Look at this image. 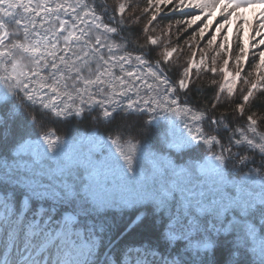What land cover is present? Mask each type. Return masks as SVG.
Masks as SVG:
<instances>
[{"label":"snow or ice","instance_id":"snow-or-ice-1","mask_svg":"<svg viewBox=\"0 0 264 264\" xmlns=\"http://www.w3.org/2000/svg\"><path fill=\"white\" fill-rule=\"evenodd\" d=\"M162 5L171 6V12L199 10V14L189 13V18L176 21L187 27L206 17L202 26L188 38L195 41L198 37L204 38L218 5L223 6L224 19L215 33L230 25L232 18L241 19L243 25L248 26L249 21L237 10L254 5L264 7V0H147L141 15H135L132 8L128 17H125L128 4L121 0H117L115 9H110L103 0L99 5L97 0H0V84L5 86L0 88V108L11 105L9 113L13 118L27 110L25 118L41 128L47 125L49 114L57 118L81 116L85 110L97 108L109 122L117 111L131 115L146 113L149 109L153 113L157 109L173 114L183 112L200 121L203 114L194 113L190 107H177L181 102L176 95L179 91L187 94L191 90L194 70L215 74L219 58L223 81L218 84L211 108L215 110L223 103L231 109L233 119L229 127L223 129L226 136L213 135L211 125L222 126L228 118L208 116L207 135L198 127L197 135L170 141L169 147L178 151L199 141L212 155L205 157L208 163L204 168L199 165L173 168L172 174L177 179L169 181L167 186L151 189L156 206L163 212H169L173 202L184 209L186 215L193 209L197 213L206 212L211 217L208 225H197L202 227L205 243L203 247L189 244L184 254L165 259L164 264H212L209 256L215 247L213 238L233 233V251L225 264H245V256H255V264H264V234L254 222L258 217L264 227V132L259 131L260 124L264 123V103L257 105L252 100L257 92H264V50L254 53L258 58L251 62L252 71L242 75L248 51L241 38L234 56V70L229 72L232 55L228 35L225 34L223 42L214 48L217 39L214 33L207 40V50L199 48V60H196L197 52L192 51L186 66L178 68L177 80L171 81L164 76V71L172 70V58L178 49L164 46L161 50L162 38L150 34V30H157L154 22ZM143 14H147L146 22L133 34L131 26L139 24ZM257 19L259 24L254 35L259 39L252 47L261 49L264 11ZM241 31L238 26V37ZM129 45L139 50L148 48V52L134 54ZM152 52L158 57L155 63L148 59ZM179 59L177 56V62ZM211 83L217 84V81L213 79ZM223 93L226 96L222 98ZM120 127L117 125V131ZM31 135L21 137L15 149L10 150L11 162L9 157L0 156V264H10V260L11 264H96V227L83 219L90 215V207L102 202L94 189L111 179L125 183L138 181L147 190L149 185L155 184L161 169L154 168L150 175H139L137 167L147 154L131 140L121 143L120 137L106 140L94 133L89 140L93 147L87 156L74 157L67 141L54 131L43 132L36 140ZM109 144L115 148V153L108 148ZM217 146L219 153L214 151ZM240 149H244L243 154ZM248 152L259 153L261 163L247 169L241 181L233 186L237 195L228 197L220 187L224 173L230 163L234 168L254 164ZM93 153L100 158L95 159ZM23 157H30L31 161ZM44 160L62 163L45 171ZM73 165L83 167L87 174L79 192L76 183L79 177L72 171ZM193 167L199 169L201 176L213 178L214 183L207 187L194 183ZM53 175L72 176L73 180L64 179L62 191L55 190L51 183L45 182H51ZM255 185L260 188L258 196L250 194L247 199L240 198L241 193ZM45 202H50L51 207H45ZM60 206L71 211L56 219ZM228 211L238 212L244 219L238 221L233 217L225 222L223 215ZM142 219L138 217L136 222ZM169 221V240L185 238V229L179 221L172 215ZM238 224L242 226L236 227ZM148 255L156 256L158 250L128 246L119 264H125V258L127 264H148Z\"/></svg>","mask_w":264,"mask_h":264},{"label":"trees","instance_id":"trees-1","mask_svg":"<svg viewBox=\"0 0 264 264\" xmlns=\"http://www.w3.org/2000/svg\"><path fill=\"white\" fill-rule=\"evenodd\" d=\"M130 1L135 5V7H133L135 8V15H141L142 9L147 7V0ZM103 2L107 4L110 9H115L114 5L117 4V0H103ZM99 3L100 0H97L98 5ZM151 11L152 10L150 9V12ZM189 13H193V11H184L182 13L177 12L175 14V20L172 17H164L163 19H161V17L158 18L155 22L157 25L156 31L161 34H164L165 31L168 32L169 22L172 20L177 21L187 19L189 18ZM128 16L129 14L127 17ZM146 18L147 14H143L140 23L131 26V32L133 34L143 27ZM12 26L15 27V25ZM183 27L179 28V30ZM156 31L151 32L150 30V34L155 36ZM232 33L233 34L230 35L231 41H229L231 43L228 45L230 47L228 49L232 55V59L229 60V66H231L232 61L234 60V56L238 51L240 39L242 38L246 45V50L248 51V57L245 61V68L242 75H247L248 72L252 71L251 62L258 58L254 56V53L258 50L252 48L250 41H245L242 33H240V36L238 37L237 29ZM125 35H128V33H125ZM171 35L173 34L168 33L166 36L167 38H171ZM184 38L185 36L180 39L181 43ZM117 40H119V37H117ZM140 42L143 43V40L141 39ZM186 44L188 46L189 43ZM185 46L186 45L184 44L182 47L184 52L183 54L180 53L182 55L179 57L182 59L183 63L179 65V67H174L173 64L172 70L164 71V76L171 81L177 80L178 68L186 66L187 60L191 57V52L186 48L187 46ZM129 50H132L134 54L140 51L148 52V48L143 50L133 49L131 45H129ZM157 58L155 52L150 53L148 57L151 63H155ZM217 60H219V58ZM208 64H210V61ZM216 73L212 74L210 72H205L203 69H201L199 73L194 72L189 85L191 90L188 91L187 94H185L184 91H179L176 98L181 102L180 104L194 108L196 111L198 110L197 112L205 115L202 124H204L206 130L209 129L208 116H211L213 119H223L226 116L228 119L225 120V123L222 126L211 125L212 134L217 135L218 133V138H224L226 133L223 129L229 127V121L232 120L233 117L231 115V109L225 107L223 103H221V105L215 110L211 108V104L215 102L214 97L218 91V84L222 82V74H220V72ZM213 79L217 81V84L211 83ZM252 100L253 103L257 105L264 103V92H257ZM10 107L11 105H5L0 108V156L9 157L10 162V150H14L17 141H19L21 137H26L29 133L32 134V139L38 138L43 132L54 131L61 139H73L79 136L95 133L104 138L111 139L120 137L121 141L131 140L135 143H149L154 149H158L163 144L161 141L165 132V126L160 123L157 125L146 123V121L149 120L146 113H133L128 115L126 112L117 111L114 118H111V122L103 118L102 112L98 108L94 111L85 110L81 116L70 115L63 118H57L54 115L49 114L47 117V125L44 128H41L39 124L33 126L31 122L25 118L27 110L15 115L14 118L11 117L9 113ZM117 125H121L118 131ZM259 131L264 132V123L260 124ZM227 135H230V133H227ZM206 150L207 149L203 144H196L178 154H174L171 150L169 151L178 158V160H176L177 162L187 163L190 160L198 159L205 155ZM235 151L236 150L234 149V152ZM240 151L242 154L244 153V149H240ZM247 154L250 156V159H254L255 163H249L247 168H240L239 166L234 168L230 163L225 171L230 178H239L247 172V169L258 167L260 165L261 156L258 153L248 152ZM45 182L49 183L47 180ZM45 207H51V203L45 202ZM63 211L69 212L71 210L60 206L58 212ZM139 214H142L141 217H143V219L139 222H135L138 217H140ZM188 215L196 221L194 227L196 228L195 233L199 234V238L204 237L202 227L208 225L211 217L209 215L200 216L194 212H191ZM83 219L87 223L93 224L96 227V248L98 250L96 263L100 261L101 264H119L121 256L128 246L134 248L142 246L145 249H157L164 258H172L177 254H184L185 247H183L184 244L180 241L176 242L175 247H170L172 243H170L165 236L169 224V217L162 211L155 209V206L152 203H145L129 209H109L97 216H88ZM185 219L188 220V218ZM224 220L227 222L228 220H231V217H225ZM236 220L240 221L239 219ZM254 222L261 226L259 221ZM197 225L202 227L198 228ZM241 226L242 225L240 224L236 225L238 228ZM233 236L234 233L232 235H220L219 237L213 238L215 247L214 251L209 256L212 264H225V262L228 261L230 254L233 251ZM256 259L257 257L255 256L244 257L245 264H255ZM125 264H127V262H125Z\"/></svg>","mask_w":264,"mask_h":264},{"label":"rangeland","instance_id":"rangeland-1","mask_svg":"<svg viewBox=\"0 0 264 264\" xmlns=\"http://www.w3.org/2000/svg\"><path fill=\"white\" fill-rule=\"evenodd\" d=\"M121 2H126L128 4V10L125 12V17L129 14V10L135 7V5L130 1V0H121ZM117 7V4L114 5V8ZM162 11L158 15V18L160 17H172L175 20V14L177 12H171L169 9H171V6H168L167 8L164 7L163 5L161 6ZM19 11V10H18ZM184 11H189V12H195L199 14V10L196 9H185ZM223 11V6L218 5L217 9L215 11L212 24L210 28L206 31L205 36L203 39H200L199 37L195 41H191L188 38L190 35L197 30L199 27L202 26V24L205 22L206 17L202 18L201 21H198L197 24L193 25L192 27H187L185 24H177L176 21L172 20L168 24L171 25V31H168V33L173 34L171 35V38H167L165 34H161L158 31H156L155 36H160L162 38L163 44L161 45V50L163 49L164 46L167 47H177L178 51L177 53L174 54L172 58V63L174 64V67L181 65L183 63L182 59H179L177 62L176 57H180L183 54V45L187 44L185 43L186 40H188V43L191 44V47L188 46L186 47L191 53L192 51L197 52L196 60H199L200 57V51L199 48H204L207 50V40L211 38V35L215 33V29L217 25L223 21L224 17L221 16V12ZM228 11H231L229 8ZM239 14L246 18L249 21L248 26L243 25V21L241 19H236L232 18V22L230 25H226L225 29H222L219 33H215L217 36L216 41L214 42L213 47L215 48L216 46L220 45L223 40V36L225 34L228 35V45L231 43L230 35L233 34L232 32L235 31V29L238 28V26L243 29L241 33L244 35L243 38H245V41L248 42L250 41L251 46L256 43V41L259 39L258 37H255V32L257 31L259 20L257 17L259 16L261 11H264V7L262 6H251L249 8H241L237 10ZM182 13V12H181ZM177 16V15H176ZM157 18V19H158ZM4 19H8L7 17H4ZM155 23V22H154ZM11 27H14L10 25ZM184 26V27H183ZM183 27L181 30L179 28ZM261 31H264V29H260ZM154 34V33H153ZM185 36L184 40L182 43L180 42V39ZM117 39V38H116ZM119 42V40H117ZM182 45V46H181ZM250 46V47H251ZM228 48H230L228 46ZM253 48V47H252ZM259 50H264V46L261 47ZM182 53V54H180ZM211 55V53H210ZM191 58V57H190ZM210 61V59H209ZM208 61V62H209ZM217 67L219 72V67L222 65V61L219 59L217 60ZM182 68V67H181ZM234 70V60L232 61L231 66H228V71L233 72ZM194 72H196L194 70ZM143 75V72L141 73ZM218 74V73H216ZM222 74V73H220ZM222 76V81H223V75ZM151 78L149 77V80ZM221 79V77H220ZM5 87L4 85L0 84V88ZM241 85L238 83L237 89H239ZM161 92H163V86H160ZM226 96V93L221 94V97ZM178 100V99H177ZM60 102H58L59 104ZM178 108H184V107H189L186 105L179 104L177 106ZM191 108V107H190ZM99 109V108H98ZM193 112L196 114H201L197 112L194 108H192ZM135 113H140V112H135ZM148 115V121H151L152 125H157V124H163L165 126V132L162 138V146L159 147L158 149H154L149 143H137L141 146V150H143L147 155L145 159L142 161L141 166L137 167V172L139 175H150L153 171V169H161V175L158 176L156 182L154 185H149L148 189L145 190L144 188L141 187L138 181H131V182H122L119 180H109L106 184H104L102 187L94 189V193L96 197L98 198L99 201H102L101 203L98 204L96 207H90L88 211L90 212L89 216H97L102 212H106L109 209H129L135 206L143 205L145 203H152L155 206V209L158 211H161L160 208L156 206V202H154V197L152 194L151 189L153 187L159 188L161 185L167 186L169 181L173 179H177L176 177L173 176L172 174V169L175 168L177 170L182 169L185 165L189 166H195L199 165L200 168H204L208 161L205 159L206 156L212 155L211 152L208 151L207 146L204 145V147L207 149L205 155L198 159L190 160L187 163H180L177 162L178 158L174 156L169 150L173 151L174 154H178L182 151L174 150L169 147V142L173 140H178L181 137H189L190 134L192 136L197 135L196 133V128H201L202 130H205V135H207L206 128L202 122L205 119L204 118L200 121H195L192 119L191 115L183 113V112H178L173 114L171 111L169 112H164L160 111L159 109L156 110L155 113L152 112L151 109L146 112ZM70 116V115H67ZM66 117V116H65ZM94 133H90L87 135L79 136L73 139H63L67 141L68 146L70 150L73 153L74 157H86L87 154L89 153V149L93 147V145L89 142L90 138L93 137ZM231 134V133H230ZM215 135V134H213ZM95 136H98L95 134ZM39 138V137H38ZM36 138V139H38ZM33 139V140H36ZM106 140H110V138H105ZM126 141H121V143H125ZM198 144H202V142L199 141H193L192 146ZM126 146V145H125ZM185 148V149H189ZM108 148L112 150L113 153H115V148L109 144ZM184 149V150H185ZM215 152L219 153L220 148L217 146L214 149ZM105 154H107V150H105ZM154 154V155H153ZM259 154V153H258ZM260 155V154H259ZM93 157L95 159H99V154L93 153ZM23 159L31 161L30 157H23ZM62 162H57V161H51V160H44L42 162L43 164V169L45 171L49 169H55L58 166H60ZM37 167H40V165H37ZM72 171L77 174L79 177L78 180H76L77 183V192H79V187L82 183L86 182L85 177H86V172L83 167H76L75 165L72 166ZM193 173H194V183H203L205 187L208 186L210 183H214L213 178H205L204 176H201L199 173V169L196 167H193ZM245 174V173H244ZM244 174L241 175L239 178H230L226 172L224 173V183L220 185L222 190L228 194V197H233L237 195L234 185L238 184L242 177H244ZM64 179L68 180H73L72 176H55L53 175V180L49 183L52 184V188L55 190H61L62 191V186L61 182ZM259 195L260 194V188L258 185L253 186L252 188L246 190L245 192L240 194L241 199H247L249 198V195ZM178 198V197H177ZM228 206V199H225V207ZM68 211H63V212H58L56 215V219H61L62 214L66 213ZM70 212V211H69ZM163 212V211H162ZM191 212H194L200 216L208 215L206 212H201L197 213L195 209L191 210ZM165 213L168 217L170 215L174 216L176 221H179L180 225L184 227L185 229V238L183 239H176V240H169V232L168 228L166 229L165 236L168 239L170 243V247H175L176 242L180 241L182 244H184L183 247L185 249L191 244L194 247H203L205 243V238H199L198 233H195V225L196 221L194 218L189 216L188 214H185L184 209L180 208L175 202H173L172 207L169 212H163ZM142 214H139L141 217ZM88 217V216H87ZM225 217H235L236 219H239L242 221L244 218L240 216L238 212L235 211H228L226 214L223 215V219ZM86 218V217H85ZM185 218H188L185 219ZM191 221V223H190ZM255 221H259V218L257 217ZM136 222V221H135ZM170 222V221H169ZM260 222V221H259ZM256 223V222H255ZM169 225V224H168ZM257 228L260 230L261 234H264V227L259 226L256 223ZM175 233H173L174 235ZM127 261V259H126ZM11 264V260H10ZM164 264V263H163Z\"/></svg>","mask_w":264,"mask_h":264}]
</instances>
